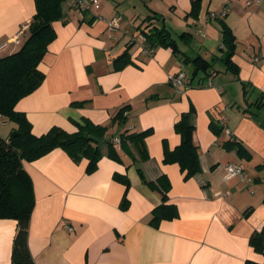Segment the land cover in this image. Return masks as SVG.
<instances>
[{"label":"crops","instance_id":"1","mask_svg":"<svg viewBox=\"0 0 264 264\" xmlns=\"http://www.w3.org/2000/svg\"><path fill=\"white\" fill-rule=\"evenodd\" d=\"M99 2L98 11L78 14L63 1L62 18L52 23L55 39L38 66L45 78L15 105L35 137L53 127L75 133L74 122L84 119L105 129L91 171L88 160L74 162L61 149L22 162L35 200L27 234L34 264H263L249 241L264 229V0H202L197 18L189 16L192 0ZM227 5L222 21L235 38L237 71L220 59L221 20L206 19ZM34 14V0H0V59L20 49ZM153 14L175 38L189 34L177 46L209 62L207 73L192 76L167 48L142 53L143 21ZM115 17L119 27L110 30ZM129 46V63L116 70ZM180 70L188 84L176 91L167 76ZM183 115L200 166L187 180L177 163L163 162L164 151L180 145L174 125ZM8 124L2 139L16 128ZM147 130L146 161L128 142L114 143ZM228 165L242 175L229 177ZM161 177L166 192L147 185ZM163 194L177 217L151 224ZM124 196L128 206L121 209ZM16 228V221L0 219V264H11Z\"/></svg>","mask_w":264,"mask_h":264},{"label":"trees","instance_id":"2","mask_svg":"<svg viewBox=\"0 0 264 264\" xmlns=\"http://www.w3.org/2000/svg\"><path fill=\"white\" fill-rule=\"evenodd\" d=\"M65 0H34L35 14L28 25V37L20 49L0 59V117L14 124L7 139L0 137V219H10L17 223L16 234L13 239L11 264H34L27 247V234L30 216L34 207V194L31 179L22 167V162H32L54 149L66 152L74 162L82 159L89 161L88 171L95 168L96 162L101 157L99 143L103 139L105 129L92 124L87 120L81 123L74 122L77 131L68 134L60 128L53 127L45 135L35 137L31 134V126L23 113L15 111L17 102L35 91L43 82L45 76L39 71L38 66L47 53L49 44L55 39L52 23L62 18V3ZM202 0H192L190 17L197 18ZM220 34L222 57L220 59L227 69L237 71L231 62L235 51V38L229 27L220 19ZM143 23L141 35L146 41V49L157 47L170 49L173 55L180 58L185 66L192 67V76L198 72H208L211 64L201 57L189 58L183 54L176 39H188L189 34H177L162 17L153 14ZM130 46L115 60L118 64L115 69L120 70L129 63L128 50ZM188 79V78H187ZM125 108L121 109L114 120L123 117ZM219 130V129H218ZM218 130L216 132H218ZM174 131L180 135L181 142L173 151H164V163H177L184 173V179H190L200 172L198 154L192 143L193 126L183 115L175 123ZM150 130L129 135H121V146L129 143L135 150L139 161L148 159L144 140L150 135ZM119 143V144H120ZM112 147V143L108 142ZM226 147L234 146L227 143ZM114 179L127 184V181L118 175ZM166 182L164 185L163 183ZM146 183V182H145ZM163 184V185H162ZM151 188L159 185L164 192L169 189V184L164 177L154 182L147 183ZM162 204L152 213L151 224H156L163 219L177 217L176 208L167 205L166 196L162 195ZM128 201L123 197L120 208L126 209ZM256 253L264 256V229L254 233L249 241ZM244 264H258L246 261ZM264 264V263H263Z\"/></svg>","mask_w":264,"mask_h":264},{"label":"built area","instance_id":"3","mask_svg":"<svg viewBox=\"0 0 264 264\" xmlns=\"http://www.w3.org/2000/svg\"><path fill=\"white\" fill-rule=\"evenodd\" d=\"M254 3L258 4L260 0H252ZM67 7L69 10L78 13V14H85V13H93L99 10L100 2L99 0H66ZM247 4H250L248 2ZM229 6H225L220 13H209L206 16L207 20H220L224 19L227 12H228ZM120 18L115 17L112 18L109 22H107V27L110 30L118 29L119 27ZM24 29V28H23ZM23 30H21L20 33H22ZM17 40V39H16ZM142 53L146 56H151L153 53V49H146V41L144 38H142ZM167 81L171 85L173 89L178 91L181 87H184L188 84V79L186 74L183 71H178L175 74H169L167 76ZM1 119V117H0ZM114 143L119 144L118 139H114ZM226 171L229 177H240L242 175V168L236 165H228L226 167ZM69 230H71L69 228Z\"/></svg>","mask_w":264,"mask_h":264},{"label":"rangeland","instance_id":"4","mask_svg":"<svg viewBox=\"0 0 264 264\" xmlns=\"http://www.w3.org/2000/svg\"><path fill=\"white\" fill-rule=\"evenodd\" d=\"M4 123V124H3ZM6 125V126H5ZM4 126V127H3ZM8 127H9V124H8V122L5 120V119H0V135L1 136H3L4 134V132L3 131H5V130H7L8 129Z\"/></svg>","mask_w":264,"mask_h":264}]
</instances>
